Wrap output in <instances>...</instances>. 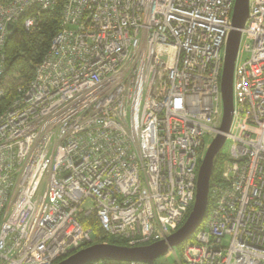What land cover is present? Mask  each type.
Segmentation results:
<instances>
[{"label":"built area","instance_id":"obj_1","mask_svg":"<svg viewBox=\"0 0 264 264\" xmlns=\"http://www.w3.org/2000/svg\"><path fill=\"white\" fill-rule=\"evenodd\" d=\"M59 2L33 78L0 107V264L57 263L93 241L88 217L130 247L165 239L220 133L234 0H0V76L8 25L33 30ZM224 136L210 209L173 264H264V0H249Z\"/></svg>","mask_w":264,"mask_h":264},{"label":"water","instance_id":"obj_2","mask_svg":"<svg viewBox=\"0 0 264 264\" xmlns=\"http://www.w3.org/2000/svg\"><path fill=\"white\" fill-rule=\"evenodd\" d=\"M249 0H234L231 29L228 33L225 55L220 76L222 117L220 133L209 143L197 170L195 196L191 209L181 226L165 239L143 246H119L110 243H94L85 246L55 264H86L97 260H117L120 262L143 261L155 264V260L174 246L181 245L201 224L207 204L210 178L215 156L225 143L224 133L230 129L233 115V73L239 49L241 30L248 16ZM13 25L9 24L11 30Z\"/></svg>","mask_w":264,"mask_h":264},{"label":"trees","instance_id":"obj_3","mask_svg":"<svg viewBox=\"0 0 264 264\" xmlns=\"http://www.w3.org/2000/svg\"><path fill=\"white\" fill-rule=\"evenodd\" d=\"M39 18V24L33 30H27L23 27L22 19L14 22L11 32L6 38L4 45V69L0 76V90L3 91V95L0 97V107L10 103L17 95V89L26 86L33 78L35 64L38 63L48 51L51 39L59 29L61 22V3L59 2L50 10L42 11ZM225 158L226 157L221 152L215 156L210 183L220 180ZM209 209L210 201L208 200L204 218H206ZM202 223H204V219L200 224L201 227L203 225ZM83 226L91 227L95 240L103 234L98 222L92 217L84 219ZM102 237L106 243L127 246L126 241L123 239ZM192 238L193 235L185 239L184 242ZM101 261L102 264H126V262L109 259Z\"/></svg>","mask_w":264,"mask_h":264},{"label":"rangeland","instance_id":"obj_4","mask_svg":"<svg viewBox=\"0 0 264 264\" xmlns=\"http://www.w3.org/2000/svg\"><path fill=\"white\" fill-rule=\"evenodd\" d=\"M248 57V54L246 52L242 53L241 56H239L238 61H244L246 58ZM205 142L208 144L211 142V137L206 136L204 138ZM202 155L204 156L205 154V150L201 151ZM225 157L227 156V154L229 153V146H228V141H226L220 151ZM102 236V235H100ZM95 239H93L94 241ZM104 242L106 243V241L103 240V237H97L96 240L93 243H101ZM92 243V244H93ZM223 245H227L228 244V238H224L222 241ZM89 245V244H88ZM87 245V246H88ZM81 249V248H80ZM181 249L182 246H174L173 248L169 249L166 253H164L163 255H161L160 257H158L155 262L157 264H173L175 257H180V253H181Z\"/></svg>","mask_w":264,"mask_h":264},{"label":"flooded vegetation","instance_id":"obj_5","mask_svg":"<svg viewBox=\"0 0 264 264\" xmlns=\"http://www.w3.org/2000/svg\"><path fill=\"white\" fill-rule=\"evenodd\" d=\"M155 264H157V263L155 262Z\"/></svg>","mask_w":264,"mask_h":264}]
</instances>
